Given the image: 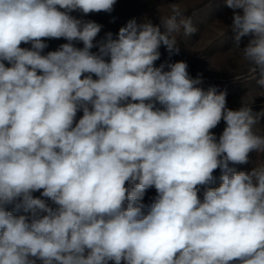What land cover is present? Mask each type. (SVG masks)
Masks as SVG:
<instances>
[{
  "label": "clouds",
  "instance_id": "obj_1",
  "mask_svg": "<svg viewBox=\"0 0 264 264\" xmlns=\"http://www.w3.org/2000/svg\"><path fill=\"white\" fill-rule=\"evenodd\" d=\"M116 3L0 0V264H264V164L235 167L264 153V111L155 66L197 31L176 4L97 40L83 16ZM225 3L264 90V0Z\"/></svg>",
  "mask_w": 264,
  "mask_h": 264
},
{
  "label": "rangeland",
  "instance_id": "obj_2",
  "mask_svg": "<svg viewBox=\"0 0 264 264\" xmlns=\"http://www.w3.org/2000/svg\"><path fill=\"white\" fill-rule=\"evenodd\" d=\"M178 5L184 10L185 17H190L193 25L197 28L195 34L184 36L183 32L177 34L178 54H169L164 46L159 49L161 57L155 62V66L161 64L185 61L189 65L188 71L191 76L202 74V87H217L218 91L227 93V106L230 109H238L242 98H254L252 109L254 113L264 111V90H261L256 81L260 78L259 71H251L250 65L244 61L240 50L235 46V33L229 27L233 10L227 7L225 0H117L111 13H93L83 16V19L93 20L102 25L97 40L102 39L106 33L111 32L115 38L120 27L135 19L137 23L150 20L159 25L160 19L170 16L171 6ZM81 18L79 12L71 13ZM163 30V29H162ZM251 37L241 38L240 48H243ZM63 39L47 40L48 48L44 51L56 50L57 47L66 43ZM30 47V45H22ZM76 46L82 47V43ZM167 70V69H166ZM82 112L77 114V119ZM225 127L221 123L212 131L219 137ZM257 127L264 132V117ZM264 164V153H253L250 162L244 165H236L238 171H250L253 167ZM221 172H214L215 180L206 187H217L220 184ZM201 189V196L203 192ZM39 197V193H34ZM155 195V189L147 190L145 202Z\"/></svg>",
  "mask_w": 264,
  "mask_h": 264
}]
</instances>
